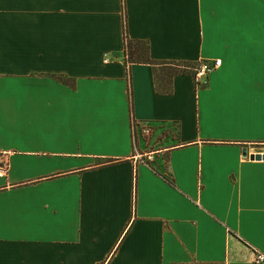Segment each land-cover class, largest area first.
<instances>
[{
  "label": "crops",
  "instance_id": "crops-1",
  "mask_svg": "<svg viewBox=\"0 0 264 264\" xmlns=\"http://www.w3.org/2000/svg\"><path fill=\"white\" fill-rule=\"evenodd\" d=\"M0 153V264H258L264 0H0Z\"/></svg>",
  "mask_w": 264,
  "mask_h": 264
},
{
  "label": "built area",
  "instance_id": "built-area-1",
  "mask_svg": "<svg viewBox=\"0 0 264 264\" xmlns=\"http://www.w3.org/2000/svg\"><path fill=\"white\" fill-rule=\"evenodd\" d=\"M220 64L221 60L218 58H214L212 60L200 59L193 69V77L196 82V85H205L207 83L208 74ZM142 131L147 135L151 133L150 128L147 126H143ZM7 166H9L7 159L2 153H0V176L5 174ZM254 260L258 264H264V250H257L255 252Z\"/></svg>",
  "mask_w": 264,
  "mask_h": 264
},
{
  "label": "trees",
  "instance_id": "trees-1",
  "mask_svg": "<svg viewBox=\"0 0 264 264\" xmlns=\"http://www.w3.org/2000/svg\"><path fill=\"white\" fill-rule=\"evenodd\" d=\"M127 30L126 28H124V32H123V38H124V44H125V49L124 51V55H125V62H136L139 60H144V61H149L151 62V60L149 59V56L147 54V50L148 47L146 44L141 43L139 41H133L131 38L128 37V35L126 34ZM152 63V62H151ZM197 63V62H196ZM196 63H183V62H175V65H177L176 70L177 71H186V66H189L190 68H188V71H191V68H193ZM58 79L63 80V82L65 83H69L71 84V80H69L68 78L63 77L62 75H56L55 76Z\"/></svg>",
  "mask_w": 264,
  "mask_h": 264
},
{
  "label": "water",
  "instance_id": "water-1",
  "mask_svg": "<svg viewBox=\"0 0 264 264\" xmlns=\"http://www.w3.org/2000/svg\"><path fill=\"white\" fill-rule=\"evenodd\" d=\"M261 157H264V155H262V154H251V158H261Z\"/></svg>",
  "mask_w": 264,
  "mask_h": 264
}]
</instances>
